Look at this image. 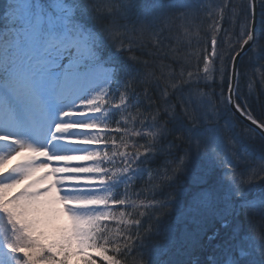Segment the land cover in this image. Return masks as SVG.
I'll use <instances>...</instances> for the list:
<instances>
[{"label": "snow or ice", "instance_id": "obj_1", "mask_svg": "<svg viewBox=\"0 0 264 264\" xmlns=\"http://www.w3.org/2000/svg\"><path fill=\"white\" fill-rule=\"evenodd\" d=\"M0 5V125L18 133L0 134V142L16 146L10 155H0V169L8 160L25 157L7 174L0 173V264H72L77 257L79 264H264V118L233 94L238 76L235 61L245 46L249 51L258 46L248 25L251 5L242 4L232 13L239 31L226 55L216 51L213 38L212 51L201 57L203 74L198 69L187 77L181 74L161 91L165 105L166 97L176 101L162 111L157 106V116L164 121L159 139L174 137L164 162L163 199L153 198L147 221L136 219L135 231L118 239L110 238L104 227L110 215L105 211L107 198L67 193L82 190L79 186L112 192L113 185L120 183L121 188L146 171L130 165L153 163L160 149L154 142L144 146L142 155L137 151L100 156L90 150L100 144L99 135L71 133L97 128L98 114L127 110L143 73L130 71L117 54L131 52L135 45L143 47L137 36L162 35L175 27L177 18L163 7L141 8L137 0H0ZM188 15L182 14L185 21ZM259 47L264 59V44ZM216 73L222 90L219 96L211 93L214 105L209 93L200 89L215 85ZM114 95L120 104L111 109ZM64 104L70 107L59 111L53 124L48 118L51 110ZM220 105L236 114L239 134L231 122L224 128L217 125L209 134L206 122ZM34 113L44 119L36 121ZM21 136H48L49 143L85 147L52 154ZM246 140L259 142V164ZM223 150L231 156L221 158ZM117 156L123 167L113 173L104 165L114 164ZM38 172L43 174L37 176ZM256 179L261 181L258 191L251 187ZM190 186L199 189L191 198ZM112 202L124 205L126 199L117 192ZM42 206L49 210L46 220L38 212ZM252 207L259 213L258 221L247 211ZM170 210H175L174 220L166 219ZM58 216L65 223L50 238L49 229ZM257 230L259 242L253 237ZM205 249L209 250L206 259L196 257L198 250ZM165 255L169 258L162 259Z\"/></svg>", "mask_w": 264, "mask_h": 264}, {"label": "trees", "instance_id": "obj_2", "mask_svg": "<svg viewBox=\"0 0 264 264\" xmlns=\"http://www.w3.org/2000/svg\"><path fill=\"white\" fill-rule=\"evenodd\" d=\"M137 2L141 8L152 7L158 10L163 7L171 11L170 15L177 19L175 27L171 30L166 28L162 35L137 36L136 39L143 44V47L135 45L133 46V51L125 50L123 53L117 54V59L121 63L127 64L130 71H140L143 75L140 83L136 86V97L133 99L132 104L129 105L131 110L121 108L119 113L112 114L113 126L109 139L111 144L114 145V149H107V154L112 156L114 152L121 153V148L126 147L133 152L138 151L142 155L145 150L144 146L154 142L160 151L158 152V159L153 163L139 166L134 164L133 169H146L143 174L138 172L130 183L122 185L121 188L120 183L114 184L119 186L118 192L121 193L122 198L126 199V203L124 205H116L113 216L104 224L108 236L113 239L122 237L126 232H134L133 222L136 219L147 221L149 213L152 211L148 206L153 202V198L155 200L163 199L160 195L162 188H164V169L162 168H164V162L169 159L167 152L171 150L169 144L174 137L169 135L163 140L159 139V125L163 124L164 121L157 116V106L159 105L162 111L164 107L170 108L176 101L166 97L168 104L165 105L163 99H161V91L165 85H171L174 82V78H178L181 74L187 77L188 72L196 71L197 69L200 74H203L204 64L201 62V57H208L212 51L211 40L213 38L217 40L216 51L226 55V50L235 45L236 37L234 33L239 31V25L236 23L232 13L239 11V6L242 4L251 5V0H137ZM192 5L195 7L184 9ZM185 12L189 13L186 21L182 17ZM250 21L251 7L248 9L249 26ZM226 32L227 34H225ZM260 37L264 38V0H260L258 46L252 48L242 59L237 88L240 102L246 101L256 116L264 118V59L259 54V44H264V41H261ZM125 49H127V45ZM132 57H135L136 60L132 61ZM173 61L177 62L174 63ZM145 63L150 66L145 68ZM208 66L209 83L211 84L213 73L210 59L208 60ZM217 67H219V63H217ZM124 78H127L126 75ZM156 81H159V87H157ZM219 85L220 77L216 73L215 85L210 88L201 86L200 91L208 92V98L212 99L213 104H216V99L211 96V93L214 91L216 96H219L222 90ZM223 91L225 96H227V87H224ZM137 100L138 105L135 107ZM109 103L111 109H115L120 104L118 95H114ZM226 113L237 121L233 112L226 111ZM128 115L131 116L134 123L133 127L130 126L129 129L126 128L128 126V117H130ZM125 116L128 117L124 118ZM214 121L212 118L206 123L215 124ZM221 123L223 124L224 120H221ZM237 125L238 127L234 131L240 132L238 121ZM126 133H129L131 139L125 138ZM133 133L137 135L135 140L132 137ZM251 146V150L256 153V164H259V142H253ZM225 156H231V152L227 150L221 151L220 157L224 158ZM104 166L113 173H119V168L123 167L119 156L115 157L114 164H105ZM253 166L255 167V165ZM157 170L160 175H157ZM260 184L261 181L259 179L253 180L251 187L253 190L258 191L261 187ZM192 187L190 186L191 189ZM165 190L169 191V189ZM125 192L126 196H124ZM189 198H191L190 193ZM247 211L253 217H256L258 221L259 213L256 207H252ZM175 215V210H170L166 219L174 220ZM253 237L259 242L260 234L258 230L253 233ZM208 251V249L198 250L196 257L204 260L206 259L205 253ZM168 258V255L162 257V259Z\"/></svg>", "mask_w": 264, "mask_h": 264}, {"label": "rangeland", "instance_id": "obj_3", "mask_svg": "<svg viewBox=\"0 0 264 264\" xmlns=\"http://www.w3.org/2000/svg\"><path fill=\"white\" fill-rule=\"evenodd\" d=\"M137 105H138V100L135 103V107H137ZM68 107H70V104H64L62 106V108H53L51 110L50 116L48 118L54 124L55 120L59 116V111L67 109ZM128 110H131V107H128ZM17 112L18 113L22 112V109L19 106L17 107ZM98 115L100 116V119L97 121L98 127L104 126L106 129H105V131H101V132L105 133L108 130L107 113L98 114ZM128 116H130V115H128ZM128 116H125L124 118H127ZM105 117H107V118L105 119ZM33 118L36 121H40V120L44 119L39 113H34L33 114ZM212 118L215 120L214 121L215 124H207V129H208L209 134H211L213 128L216 127L217 125L220 128H224L226 126V124L229 123V122H231L232 124L236 125V127H238L237 121L235 120V118H232L231 115H227L226 111L224 110L223 105H220L216 109V111L213 113ZM25 119H27V118H25ZM221 120H224L223 124L222 123L220 124ZM127 121H128V126L126 128L129 129L130 126L133 127L134 123H133V119L131 118V116L128 117ZM98 127L96 129H98ZM84 131L92 132L94 135H101L100 132H96L95 129H83V128L79 129L78 131H73L71 133V135H74V136L83 135V134H85ZM235 133L239 134L240 132L238 131V132H235ZM0 134L18 135V133H16L15 131H12L10 129H6L2 125H1V128H0ZM102 135H105V134H102ZM132 137L135 140L137 135L135 133H133ZM20 138L24 139L26 143H32L36 147H41V148H45L46 147L48 149V151L50 153H52V154H69V153L81 151L85 147L83 145L70 144V143H65L63 141H55V142L49 143L48 142L49 141V137L48 136H41L39 138L35 137V136H27V137L21 136ZM125 138L126 139H131V136L129 135V133H126ZM73 143H75V141H73ZM246 143H248L249 148L251 149L252 148L251 143H253V142L246 140ZM98 149H100V147L93 146V145L90 146V150L91 151L97 152ZM112 149H114V145H113ZM15 150H16V146L10 145L9 143H5V142H0V155H10ZM121 153H128L129 155H131L134 152L132 150L127 149L126 147H122L121 148ZM41 159H43V158H41ZM24 162H25V157L24 156L15 157L14 159L8 160V161H6L4 163L3 168L0 169V173L7 174V172H9L13 167L18 166V165H20V164H22ZM72 163H84V162L74 161ZM85 166H91V165L90 164H85ZM133 166H135V165L134 164L130 165V167H133ZM162 169H164V168H162ZM119 172H120V168H119ZM42 174H43V172L36 173L37 176L42 175ZM79 187L82 190L74 191V192H68L67 194L68 195H81V196H88V197L101 195V196L105 197V195L108 193V192H104L103 189L97 188L95 186H79ZM198 190L199 189H197L195 186H193L192 189L190 188V192H189L190 193V197L193 196ZM48 211H49L48 208L44 207V206H42V207H40L38 209V212H39L41 218L45 219V220L47 219ZM105 211L109 212V207H108V209H105ZM64 223H65V221H64L62 216L56 217L53 220V222H52V227L49 229V237L50 238L52 237L56 227H59V226L63 225ZM72 264H79L78 257L73 259Z\"/></svg>", "mask_w": 264, "mask_h": 264}, {"label": "water", "instance_id": "obj_4", "mask_svg": "<svg viewBox=\"0 0 264 264\" xmlns=\"http://www.w3.org/2000/svg\"><path fill=\"white\" fill-rule=\"evenodd\" d=\"M252 3V18H251V24H250V30L254 29L255 34L257 36V29H258V25H259V19H260V4H259V0H251ZM249 52L247 46H245V50L243 55H241L236 61V65L238 68V74H239V64L241 59ZM237 82H238V76L233 84V88L235 89L234 91V95H236V89H237Z\"/></svg>", "mask_w": 264, "mask_h": 264}]
</instances>
